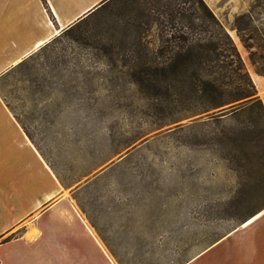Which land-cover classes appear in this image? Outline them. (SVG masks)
I'll return each mask as SVG.
<instances>
[{"label": "rangeland", "instance_id": "1", "mask_svg": "<svg viewBox=\"0 0 264 264\" xmlns=\"http://www.w3.org/2000/svg\"><path fill=\"white\" fill-rule=\"evenodd\" d=\"M204 1L243 63L213 73L231 83L219 108L190 100L184 66L140 84L130 58L139 38L156 50L159 32L140 37L122 0L0 78L112 259L97 247L91 264H264V0Z\"/></svg>", "mask_w": 264, "mask_h": 264}, {"label": "crops", "instance_id": "2", "mask_svg": "<svg viewBox=\"0 0 264 264\" xmlns=\"http://www.w3.org/2000/svg\"><path fill=\"white\" fill-rule=\"evenodd\" d=\"M102 1L0 0V78ZM64 191L0 96V264H91L97 247L112 261L91 222Z\"/></svg>", "mask_w": 264, "mask_h": 264}, {"label": "trees", "instance_id": "3", "mask_svg": "<svg viewBox=\"0 0 264 264\" xmlns=\"http://www.w3.org/2000/svg\"><path fill=\"white\" fill-rule=\"evenodd\" d=\"M110 1L103 0L84 18ZM122 1L136 10L131 24L141 29L140 37L152 25L159 32L156 50L148 46L144 37L139 38L138 55L135 59L130 58L134 61L140 84L168 71L174 73L184 66L191 73L181 82L190 92V100L200 101L202 111L219 108L228 102L226 96L231 83L219 81L212 75L218 68L232 72L237 66L242 68L243 63L231 35L204 0ZM236 110L237 107L230 109L231 112Z\"/></svg>", "mask_w": 264, "mask_h": 264}, {"label": "bare ground", "instance_id": "4", "mask_svg": "<svg viewBox=\"0 0 264 264\" xmlns=\"http://www.w3.org/2000/svg\"><path fill=\"white\" fill-rule=\"evenodd\" d=\"M83 16H87V15H83ZM262 214V212H259L257 214H255L254 216H252L251 218H249L248 220H246L245 222H243L242 227H246L248 225H250L251 223H253L258 217H260Z\"/></svg>", "mask_w": 264, "mask_h": 264}]
</instances>
